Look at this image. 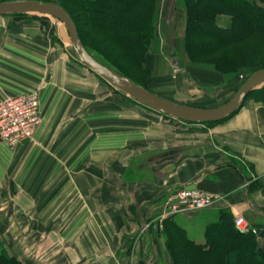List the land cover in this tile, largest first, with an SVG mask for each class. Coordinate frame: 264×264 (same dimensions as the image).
Masks as SVG:
<instances>
[{"label":"crops","instance_id":"crops-1","mask_svg":"<svg viewBox=\"0 0 264 264\" xmlns=\"http://www.w3.org/2000/svg\"><path fill=\"white\" fill-rule=\"evenodd\" d=\"M53 24L0 15V102L37 90L44 117L33 139L15 146L0 139V255L7 264H136L127 245L144 232L154 249L163 238L155 218L182 186L223 196L165 217L197 243L207 242L208 225L224 210L264 224V194L249 190L255 180L264 186L261 102L250 99L211 126L127 116L125 105H111L110 85L71 60ZM157 245L154 264H168L166 245Z\"/></svg>","mask_w":264,"mask_h":264},{"label":"rangeland","instance_id":"rangeland-1","mask_svg":"<svg viewBox=\"0 0 264 264\" xmlns=\"http://www.w3.org/2000/svg\"><path fill=\"white\" fill-rule=\"evenodd\" d=\"M40 1L63 4L75 15H78L80 19L84 16L80 14L85 10L80 0ZM247 1L255 5V10L264 13V0ZM225 7L215 0H156V9L152 19L153 36L147 39V42L144 41L146 45L139 52L127 54L128 57H125L124 54L127 51L123 47L111 49L103 45L99 39H102L104 35L98 34L94 30L95 27L89 28L86 33V40L95 56L114 67L113 69L124 72L127 77L150 91L184 104L215 107L233 97L254 71L264 67V32L253 28L245 16ZM260 12L257 13L258 17L264 18ZM203 13H211V20L216 19L218 24L226 28H232V30L212 32L211 27L213 24L211 26L204 23L203 20L206 19L202 18L203 15L201 14ZM41 15L55 21V24H53L55 36L59 38H55V40L61 44L71 60L78 62L80 66H84L78 60L72 42L61 36L60 31L61 28H65V24L60 19L39 13L24 14L29 18L42 17ZM199 16H201V20ZM195 26H199L197 31L194 30ZM157 66L160 75L155 73ZM98 76L103 82L110 85L111 105L120 107V109L125 105L127 116L138 115L141 112L143 121L146 118L156 116L163 121L171 120L178 124L189 123L138 102L132 96L111 85L100 75ZM31 91L37 92L39 95L37 90H30L29 92ZM250 99L261 102L264 106V83L257 86L253 92H250L245 102ZM203 124L213 125V123L208 122ZM176 189L178 188L172 190ZM258 189L264 194V186L260 188L257 180L252 181L249 185L250 192L254 193ZM169 203L170 198H165L159 209L161 213L155 218L161 226L160 232L163 240L155 238L156 246L150 250L148 249L150 246L149 238L143 232L140 240L138 238L134 243L132 241L127 245L125 253L128 254V258L138 259L136 264H145V255L151 259V264H154L153 260H157L160 254V247L158 248L157 243L162 245L164 242L166 245L168 264H175L171 250L174 249L177 252L181 248H188L182 239V235L174 227L175 223L168 222L165 219L170 209ZM196 211L199 210H186L183 212ZM238 216L243 215L237 214L234 216V222ZM246 221L248 220L246 219ZM151 223L152 221L147 226L150 227ZM248 224L249 229L244 232H252L255 241L264 250V224L254 223V220L249 221ZM187 234L189 235L188 232ZM138 247H140V253H138ZM178 264L180 263L178 262Z\"/></svg>","mask_w":264,"mask_h":264},{"label":"trees","instance_id":"trees-1","mask_svg":"<svg viewBox=\"0 0 264 264\" xmlns=\"http://www.w3.org/2000/svg\"><path fill=\"white\" fill-rule=\"evenodd\" d=\"M80 1H82V7L85 9L83 12H80V14L84 15L81 19L65 5H61L71 14L77 25L80 38L91 53L92 51L86 40V33L91 27H95L94 30H96L98 34L104 35L102 39H99L103 45L111 49H120L123 47L124 50L127 51V53L124 54L125 57H128L127 54L139 52L140 49L146 45L147 39L153 36L152 19L156 9V0ZM215 1L222 3L226 6V9L233 10L245 16L253 28L264 32V18L258 17L257 13L260 11L258 12V10H255V5H252L249 1ZM214 12H212V14H214ZM260 13L264 16V13ZM209 14L211 13H203L201 15H203L202 18L204 17L206 19L203 20L205 24H213V26L211 25L213 27H211L212 32H228L232 30V28H226L218 24L216 19L211 20L212 14L210 16ZM199 17L201 20V16ZM201 27H203V25H201ZM198 29L199 26H195L194 30L197 31ZM108 42L110 43L109 45ZM104 63L107 64L106 62ZM107 65L112 67L109 64ZM116 70L126 75L124 72L118 69ZM253 90L251 92H253ZM234 113H236V111ZM230 116L231 115L228 117ZM215 122L218 121L208 123ZM174 227L182 235V239L188 247L187 249L181 248L177 252H175L174 249L173 251L171 250V255L174 258L175 264H178V262L180 264H264V250L255 241L252 232H244L237 228L234 222V215L228 210L222 212L218 221L208 225L206 229L207 242L203 244L197 243L192 239L187 234L186 229L178 223H175ZM0 260H2L4 264H7L8 259L5 258V256L0 255Z\"/></svg>","mask_w":264,"mask_h":264},{"label":"water","instance_id":"water-1","mask_svg":"<svg viewBox=\"0 0 264 264\" xmlns=\"http://www.w3.org/2000/svg\"><path fill=\"white\" fill-rule=\"evenodd\" d=\"M14 13H39L60 19L65 24V28H61V36L65 40L72 42L77 58L82 64L103 77L111 85L135 98L138 102L187 122L219 121L232 115L241 108L249 93L264 83V68H261L254 71L236 91L234 96L221 105L200 107L176 102L150 91L95 57L80 38L77 25L71 14L61 4L40 0L0 2V15ZM188 187L195 188L194 185Z\"/></svg>","mask_w":264,"mask_h":264},{"label":"built area","instance_id":"built-area-1","mask_svg":"<svg viewBox=\"0 0 264 264\" xmlns=\"http://www.w3.org/2000/svg\"><path fill=\"white\" fill-rule=\"evenodd\" d=\"M43 122L41 101L37 92L31 91L10 96L0 102V139L12 146L33 139ZM168 215L186 210H200L216 204L222 195L197 187L182 186L171 190ZM236 226L246 231L249 224L243 216L236 217Z\"/></svg>","mask_w":264,"mask_h":264}]
</instances>
